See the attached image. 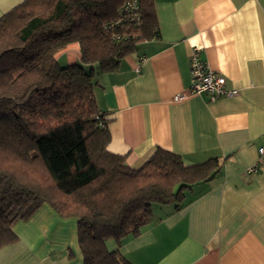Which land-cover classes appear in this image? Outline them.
I'll list each match as a JSON object with an SVG mask.
<instances>
[{"label": "crops", "instance_id": "obj_1", "mask_svg": "<svg viewBox=\"0 0 264 264\" xmlns=\"http://www.w3.org/2000/svg\"><path fill=\"white\" fill-rule=\"evenodd\" d=\"M23 1L0 0V18ZM155 5L158 37L138 43L113 72L94 65L97 105L110 119L108 149L133 168L162 147L187 165L217 157L221 171L194 185L179 207L153 204L152 221L120 251L132 264H264V0ZM193 47L237 95L189 92ZM80 57L78 43L57 53L62 66ZM13 229L18 240L0 249V264H84L77 218L47 203Z\"/></svg>", "mask_w": 264, "mask_h": 264}, {"label": "trees", "instance_id": "obj_2", "mask_svg": "<svg viewBox=\"0 0 264 264\" xmlns=\"http://www.w3.org/2000/svg\"><path fill=\"white\" fill-rule=\"evenodd\" d=\"M127 1L24 0L0 18V249L18 240L16 222L47 203L77 218L84 264H132L120 247L152 221V205L179 207L220 173L217 157L187 165L157 147L133 168L108 149L94 65L113 72L159 36L155 0H137L140 23L120 14ZM72 43L80 62L62 66L57 53Z\"/></svg>", "mask_w": 264, "mask_h": 264}, {"label": "built area", "instance_id": "obj_3", "mask_svg": "<svg viewBox=\"0 0 264 264\" xmlns=\"http://www.w3.org/2000/svg\"><path fill=\"white\" fill-rule=\"evenodd\" d=\"M139 3L137 0H129L123 6L120 14L123 17H130L133 21L140 23ZM191 86L190 93H205L211 100L222 96H234L238 94L237 89L225 87V77L210 68L208 63L201 56V49L193 47L190 55ZM185 95H178L175 99H183ZM259 157L264 160V145L258 149ZM257 165L250 167L249 171H256Z\"/></svg>", "mask_w": 264, "mask_h": 264}, {"label": "rangeland", "instance_id": "obj_4", "mask_svg": "<svg viewBox=\"0 0 264 264\" xmlns=\"http://www.w3.org/2000/svg\"><path fill=\"white\" fill-rule=\"evenodd\" d=\"M156 205H157V204H156ZM111 241H112V240H107V241H106V244L109 243V242L111 243ZM107 245H108V244H107Z\"/></svg>", "mask_w": 264, "mask_h": 264}]
</instances>
